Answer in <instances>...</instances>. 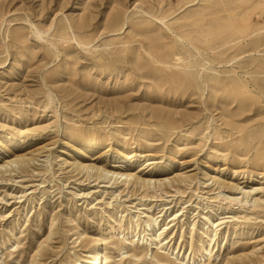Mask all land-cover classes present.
<instances>
[{
  "label": "rangeland",
  "instance_id": "obj_1",
  "mask_svg": "<svg viewBox=\"0 0 264 264\" xmlns=\"http://www.w3.org/2000/svg\"><path fill=\"white\" fill-rule=\"evenodd\" d=\"M99 252L264 264V0H0V264Z\"/></svg>",
  "mask_w": 264,
  "mask_h": 264
},
{
  "label": "bare ground",
  "instance_id": "obj_2",
  "mask_svg": "<svg viewBox=\"0 0 264 264\" xmlns=\"http://www.w3.org/2000/svg\"><path fill=\"white\" fill-rule=\"evenodd\" d=\"M123 21V20H122ZM247 19L243 20V23H246ZM160 22H163V20L161 19ZM251 30V27L250 25H248V23L246 25H234V26H230L229 28L227 27L224 31H221V32H225L226 34H230V35H234V34H237V33H241V34H244V36L246 38L250 37L252 35V33L250 32ZM220 30L217 29L216 31H213L212 34H219ZM256 33V32H255ZM176 57V56H175ZM181 57V56H180ZM177 58V57H176ZM175 58V59H176ZM178 63L181 62V58H177L176 60ZM175 61V62H176ZM87 169H94L92 167H88ZM101 171V176H105L106 179H109V181L113 180L114 179V176L116 175L117 177H120V178H115V179H122V178H125L126 181L130 178H133V175L131 174H121V173H116V172H112V171H107V170H100ZM103 173H105L106 175H102ZM112 175L111 177L109 175ZM128 182V181H127ZM144 183V182H143ZM145 186V185H144ZM160 187V186H159ZM243 194H245V196L247 197H250L252 195V192H248V191H245ZM258 201V200H257ZM250 203V200L249 199H241L238 201V204L241 206V207H244V208H247L248 205ZM156 222V221H155ZM157 223V222H156ZM155 223V224H156ZM149 226H152L151 223H149ZM137 227H139V225H137ZM133 230V229H132ZM124 238V237H123ZM126 240V239H124ZM100 243H102V240L99 241ZM102 245V244H100ZM133 257L134 258H138L139 257V253L136 251V250H133ZM106 261H107V257L106 255H104L103 253L99 252L96 256H95V260L93 262V264H106ZM155 262L156 264H159V263H162L164 262V256L160 255L158 252L155 254ZM168 262H170L168 260ZM229 263V262H228Z\"/></svg>",
  "mask_w": 264,
  "mask_h": 264
}]
</instances>
